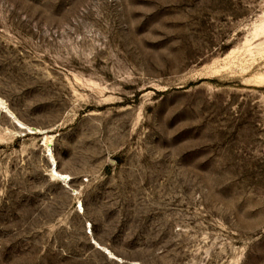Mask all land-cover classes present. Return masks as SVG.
I'll use <instances>...</instances> for the list:
<instances>
[{"label":"rangeland","instance_id":"1","mask_svg":"<svg viewBox=\"0 0 264 264\" xmlns=\"http://www.w3.org/2000/svg\"><path fill=\"white\" fill-rule=\"evenodd\" d=\"M0 98V264H264V0H0Z\"/></svg>","mask_w":264,"mask_h":264},{"label":"bare ground","instance_id":"2","mask_svg":"<svg viewBox=\"0 0 264 264\" xmlns=\"http://www.w3.org/2000/svg\"><path fill=\"white\" fill-rule=\"evenodd\" d=\"M0 106L4 110V112L8 115V117L13 121V123L22 131L28 133H36L39 131L38 128L31 127L22 120H20L1 98H0ZM14 120H16L18 123H16V121ZM45 151H46V156L50 161V169H49L50 175L58 179H63L67 183L68 177L59 171L57 161L52 152V147L50 145H46ZM79 206L80 208H83L82 203H80Z\"/></svg>","mask_w":264,"mask_h":264},{"label":"water","instance_id":"3","mask_svg":"<svg viewBox=\"0 0 264 264\" xmlns=\"http://www.w3.org/2000/svg\"><path fill=\"white\" fill-rule=\"evenodd\" d=\"M14 121H16V120H14ZM16 123H18V122L16 121Z\"/></svg>","mask_w":264,"mask_h":264}]
</instances>
